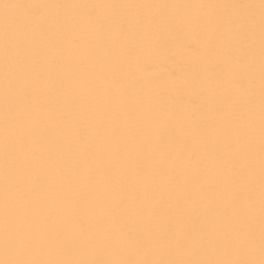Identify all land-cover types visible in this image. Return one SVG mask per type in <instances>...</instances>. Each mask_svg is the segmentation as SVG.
Segmentation results:
<instances>
[{
  "label": "snow or ice",
  "instance_id": "obj_1",
  "mask_svg": "<svg viewBox=\"0 0 264 264\" xmlns=\"http://www.w3.org/2000/svg\"><path fill=\"white\" fill-rule=\"evenodd\" d=\"M0 264H264V0H0Z\"/></svg>",
  "mask_w": 264,
  "mask_h": 264
}]
</instances>
